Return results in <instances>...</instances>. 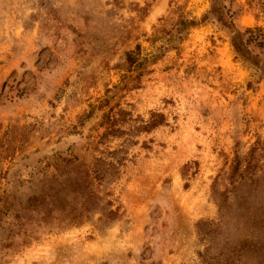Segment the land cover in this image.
Segmentation results:
<instances>
[{
  "label": "rangeland",
  "instance_id": "obj_1",
  "mask_svg": "<svg viewBox=\"0 0 264 264\" xmlns=\"http://www.w3.org/2000/svg\"><path fill=\"white\" fill-rule=\"evenodd\" d=\"M223 4L238 30L264 29V0ZM210 10L211 0H0V197L10 195L0 264H200L199 222L218 223L225 193L233 207L216 241H264V151L253 154L258 182L232 190L229 179L234 156L264 141V79L235 59L219 23L181 39L174 26ZM127 52L138 69L126 71ZM118 110L129 114L122 130L164 117L130 138L120 178L103 190L118 219L99 229L96 215L28 245L13 238L18 202L53 172V155L88 163L121 144L93 149Z\"/></svg>",
  "mask_w": 264,
  "mask_h": 264
},
{
  "label": "trees",
  "instance_id": "obj_2",
  "mask_svg": "<svg viewBox=\"0 0 264 264\" xmlns=\"http://www.w3.org/2000/svg\"><path fill=\"white\" fill-rule=\"evenodd\" d=\"M224 1L226 0H211V10L203 15L200 22L180 19L174 25L176 33L181 39L183 33L199 24L211 20L219 23L222 28L229 31L235 59L260 81L264 79V29L254 27L238 30L232 20L233 14L226 9ZM169 40L170 38L166 42ZM125 56L126 71L138 69L141 64L138 63L136 55L127 52ZM247 86L251 88L252 82ZM128 115L126 111L118 110L115 117L106 114L102 118L100 126L104 127V132L94 143L93 149L98 152V146L106 144L110 138L122 139L121 144L112 151H99L100 156L94 157L88 163L75 156L55 154L51 157L48 165L52 167L53 172L50 175L45 174L38 181V187L25 202H18L13 216L16 226V231L12 233L13 238L17 236L22 239V243L28 245L32 241H37L39 234L79 227L96 215L99 229L118 219V210L112 209V202L106 200L107 194H102L103 190L120 178L128 160L127 151L134 145L130 138L135 134L150 132L164 123L162 115L152 114L149 121L140 120V125L122 130L120 125L128 123L129 119L126 118ZM257 150L264 151V141L256 142L245 158L234 156L229 175L233 182L232 190L240 181L258 182L254 179L258 163L253 159V154ZM243 163L244 168L239 170ZM9 197L10 195L0 197V214L9 211L6 206ZM232 207L228 203L226 193L219 194L218 223L199 222L200 240L206 242L204 252L199 253L200 264H242V259L253 261V264H264V241L257 244L245 239L237 245L229 244L227 241L220 245L221 241H216L221 233L222 222ZM13 243L12 241L10 246ZM214 247L215 252L212 253Z\"/></svg>",
  "mask_w": 264,
  "mask_h": 264
}]
</instances>
